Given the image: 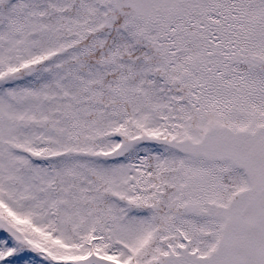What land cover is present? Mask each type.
I'll use <instances>...</instances> for the list:
<instances>
[{
	"label": "snow or ice",
	"instance_id": "1",
	"mask_svg": "<svg viewBox=\"0 0 264 264\" xmlns=\"http://www.w3.org/2000/svg\"><path fill=\"white\" fill-rule=\"evenodd\" d=\"M0 264H264V0H0Z\"/></svg>",
	"mask_w": 264,
	"mask_h": 264
}]
</instances>
